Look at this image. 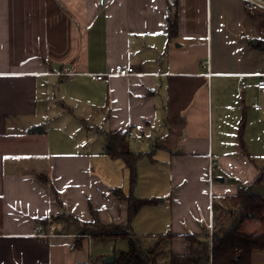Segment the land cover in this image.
Segmentation results:
<instances>
[{
	"label": "crops",
	"instance_id": "crops-1",
	"mask_svg": "<svg viewBox=\"0 0 264 264\" xmlns=\"http://www.w3.org/2000/svg\"><path fill=\"white\" fill-rule=\"evenodd\" d=\"M263 75L264 13L241 0H0V264H106L129 239L169 264L210 241L241 188L264 197ZM110 133L142 155L133 187ZM115 191L152 201L131 235L84 232L127 224Z\"/></svg>",
	"mask_w": 264,
	"mask_h": 264
},
{
	"label": "trees",
	"instance_id": "trees-1",
	"mask_svg": "<svg viewBox=\"0 0 264 264\" xmlns=\"http://www.w3.org/2000/svg\"><path fill=\"white\" fill-rule=\"evenodd\" d=\"M169 35H175L177 30L176 14L168 20ZM107 154L114 159H121L130 171L132 187L136 184V164L141 154L129 152L127 138L120 133L107 135ZM115 193L128 204V222L124 226H100L95 219L91 225H84L87 229L96 228L93 236L103 235L104 230L115 237H129L131 235V221L138 210L150 204L149 200H138L133 195L124 196L118 191ZM225 218L220 213L216 221L220 225L215 228L210 241L197 236L188 237V254L184 256L171 255L169 264H251V255L254 252L264 251V235H251L242 232V225L247 219L261 220L264 217V197L253 195L248 188H241L238 193L226 203ZM72 218V217H71ZM72 220L77 221L75 218ZM78 222V221H77ZM99 234V235H98ZM205 238H208L205 237ZM129 249L121 251L114 259L118 264H151L152 259L147 252H143L138 240L129 239Z\"/></svg>",
	"mask_w": 264,
	"mask_h": 264
},
{
	"label": "built area",
	"instance_id": "built-area-1",
	"mask_svg": "<svg viewBox=\"0 0 264 264\" xmlns=\"http://www.w3.org/2000/svg\"><path fill=\"white\" fill-rule=\"evenodd\" d=\"M244 4V7L247 11L254 12V13H264V0H241ZM62 75H71L73 73H69V69H66ZM134 73L133 68H117L115 70L116 75L121 76H129ZM107 75L104 74H91L90 78L93 81H101L106 78ZM257 89L264 93V75L260 77L257 82ZM257 109V108H256ZM97 258L91 255L87 261V264H95Z\"/></svg>",
	"mask_w": 264,
	"mask_h": 264
},
{
	"label": "rangeland",
	"instance_id": "rangeland-1",
	"mask_svg": "<svg viewBox=\"0 0 264 264\" xmlns=\"http://www.w3.org/2000/svg\"><path fill=\"white\" fill-rule=\"evenodd\" d=\"M87 231H90L91 233H93L94 234V232H96V231H98L96 228H91V229H87ZM108 231H110V232H112L113 230H111V229H109V230H104L103 229V235H104V233H105V235H110L109 234V232ZM99 235V234H98ZM120 243V242H119ZM94 245H101L100 244V242L98 241V242H95V244ZM105 246H109V243L107 242V243H105ZM149 254V257L151 258V259H155V257H157V255L158 254H156V252L155 251H152V252H148ZM101 259L99 258V261H100Z\"/></svg>",
	"mask_w": 264,
	"mask_h": 264
},
{
	"label": "water",
	"instance_id": "water-1",
	"mask_svg": "<svg viewBox=\"0 0 264 264\" xmlns=\"http://www.w3.org/2000/svg\"><path fill=\"white\" fill-rule=\"evenodd\" d=\"M31 132L33 133H39V132H43L42 127H36L34 129L31 130ZM218 181H223V179H217ZM114 259L113 257H106L104 259H102V263H106V264H111L113 263Z\"/></svg>",
	"mask_w": 264,
	"mask_h": 264
}]
</instances>
